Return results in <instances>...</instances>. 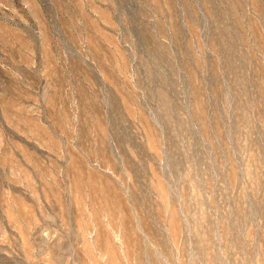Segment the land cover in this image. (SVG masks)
Returning <instances> with one entry per match:
<instances>
[{
  "label": "rangeland",
  "instance_id": "rangeland-1",
  "mask_svg": "<svg viewBox=\"0 0 264 264\" xmlns=\"http://www.w3.org/2000/svg\"><path fill=\"white\" fill-rule=\"evenodd\" d=\"M0 264H264V0H0Z\"/></svg>",
  "mask_w": 264,
  "mask_h": 264
}]
</instances>
